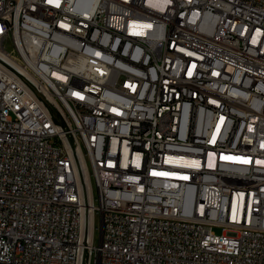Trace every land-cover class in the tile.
<instances>
[{"label":"built area","instance_id":"1","mask_svg":"<svg viewBox=\"0 0 264 264\" xmlns=\"http://www.w3.org/2000/svg\"><path fill=\"white\" fill-rule=\"evenodd\" d=\"M0 264H264V0H0Z\"/></svg>","mask_w":264,"mask_h":264},{"label":"rangeland","instance_id":"2","mask_svg":"<svg viewBox=\"0 0 264 264\" xmlns=\"http://www.w3.org/2000/svg\"><path fill=\"white\" fill-rule=\"evenodd\" d=\"M216 231H220V228H215ZM100 233H101V222L99 216H96V229H95V242L99 244L100 242Z\"/></svg>","mask_w":264,"mask_h":264},{"label":"water","instance_id":"3","mask_svg":"<svg viewBox=\"0 0 264 264\" xmlns=\"http://www.w3.org/2000/svg\"><path fill=\"white\" fill-rule=\"evenodd\" d=\"M55 117H57L56 114H55Z\"/></svg>","mask_w":264,"mask_h":264}]
</instances>
